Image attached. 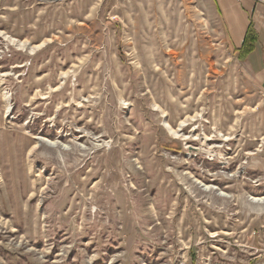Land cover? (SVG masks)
<instances>
[{
	"label": "rangeland",
	"instance_id": "rangeland-1",
	"mask_svg": "<svg viewBox=\"0 0 264 264\" xmlns=\"http://www.w3.org/2000/svg\"><path fill=\"white\" fill-rule=\"evenodd\" d=\"M258 198L264 90L214 0H0V264H264Z\"/></svg>",
	"mask_w": 264,
	"mask_h": 264
},
{
	"label": "crops",
	"instance_id": "crops-1",
	"mask_svg": "<svg viewBox=\"0 0 264 264\" xmlns=\"http://www.w3.org/2000/svg\"><path fill=\"white\" fill-rule=\"evenodd\" d=\"M235 50L264 90V0H214Z\"/></svg>",
	"mask_w": 264,
	"mask_h": 264
},
{
	"label": "bare ground",
	"instance_id": "bare-ground-1",
	"mask_svg": "<svg viewBox=\"0 0 264 264\" xmlns=\"http://www.w3.org/2000/svg\"><path fill=\"white\" fill-rule=\"evenodd\" d=\"M3 36H5V39L7 40V41H9L10 42V44L12 45V46H14V45H16L17 47H18V49H22V50H24V51H26V50H28V51H30L32 54L33 53H35L36 51H38L40 48H42L44 45H43V43L41 44V45H37V46H34V45H31L29 42H27V41H19V40H16V39H14V38H12V37H10V36H7V35H3ZM15 46V47H16ZM5 94V93H4ZM6 98H7V100H8V98L10 99V97L9 96H6ZM9 101V100H8ZM10 103V102H9ZM156 108H155V110L156 111H160V108L159 107H157V106H155ZM154 110V111H155ZM8 112L9 111H11V106L9 105L8 106V110H7ZM164 112V111H163ZM189 118V117H188ZM189 123H188V120H184V121H181L180 123H179V126H178V128L177 129H174V128H172L171 126H170V124L169 123H167V122H165L164 123V126H165V128L166 129H168L169 130V132L174 136V137H176V139L177 138H179L180 137V133H181V130L183 129V128H185L187 125H188ZM38 139H40L42 142H47L48 144H49V146L51 147V148H58L59 146H62L60 143H58V142H52V141H48V140H46V139H43V138H38ZM38 146V145H37ZM36 146V147H37ZM36 147H35V149H36ZM62 148L63 149H65V150H69L70 148L69 147H66V146H62ZM199 150V149H198ZM210 150V149H209ZM66 152V151H65ZM49 178V177H48ZM52 185H53V179H48V184H47V186L46 187H44L43 189H42V191H41V194H42V196L44 195V194H46V193H49V192H51L52 191ZM41 196V197H42ZM257 202H260V203H263L264 202V198H258V199H255ZM42 203V202H41ZM39 205H40V203H39ZM42 205V204H41Z\"/></svg>",
	"mask_w": 264,
	"mask_h": 264
}]
</instances>
